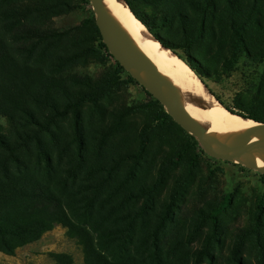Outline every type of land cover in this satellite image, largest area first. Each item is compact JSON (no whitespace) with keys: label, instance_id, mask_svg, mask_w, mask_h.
<instances>
[{"label":"trees","instance_id":"obj_1","mask_svg":"<svg viewBox=\"0 0 264 264\" xmlns=\"http://www.w3.org/2000/svg\"><path fill=\"white\" fill-rule=\"evenodd\" d=\"M124 1L201 81L217 83L239 65L249 68L233 107L217 99L229 112L264 124V0ZM71 10V0H0V118L8 123L5 131L0 125V252L13 255L61 225L81 246L84 264H264V198L235 234L219 220L232 193L211 212L181 218L174 189L155 203L164 180L138 181L144 134L131 153L115 149L123 137L112 147L119 122L134 111L108 110L103 101L122 83L136 82L108 53L93 18L66 30L53 27V18ZM101 52L114 62L105 75L68 72ZM151 105L161 123L172 122L154 98ZM188 137L171 164L177 167L193 150L191 174L204 153ZM54 260L71 264L62 254Z\"/></svg>","mask_w":264,"mask_h":264},{"label":"rangeland","instance_id":"obj_2","mask_svg":"<svg viewBox=\"0 0 264 264\" xmlns=\"http://www.w3.org/2000/svg\"><path fill=\"white\" fill-rule=\"evenodd\" d=\"M71 3L72 10L69 13L53 18V27L66 30L82 25L87 19H94L90 4L81 3L80 0H71ZM139 8L150 14L147 7L142 5ZM101 53L83 65L74 66L68 72L91 79L105 75L113 69L114 62ZM173 53L176 56L181 55L179 50ZM237 69L230 77L219 78L217 83L208 78L202 79V83L214 98L229 107L234 106L237 93L246 88V75L250 70L242 68L241 65ZM122 79L126 80L125 74ZM151 101L152 97L134 82L122 83L116 92L103 101V106L108 110L126 108L134 111L119 122V132L114 137L112 147L115 148L119 138L122 141L123 137V142L115 149L131 153L137 148L138 136L144 134L145 152L139 160L138 181L150 183L158 177L164 180L165 184L160 187L155 203L167 201L174 189L175 196L179 197L178 215L180 213L181 218L190 217L198 210L211 212L221 196L232 193L233 204L219 215V220L229 233L235 234L238 229L247 225L259 199L264 198V184L259 174L239 165L212 159L205 154L199 156L197 167L189 174L187 163L193 150L174 167L171 161L175 153L190 139L173 121L161 123L157 118L158 106H150ZM94 114L92 108L84 111V120L88 127ZM0 125L4 131L8 129V123L3 118H0ZM107 150L110 151L109 148ZM114 150L110 153L113 154ZM126 168L128 166L124 170ZM57 254L68 256L71 264H84L81 246L75 239L67 236L66 228L61 225H55L37 240L17 248L13 255L0 252V264H56L54 255Z\"/></svg>","mask_w":264,"mask_h":264},{"label":"water","instance_id":"obj_3","mask_svg":"<svg viewBox=\"0 0 264 264\" xmlns=\"http://www.w3.org/2000/svg\"><path fill=\"white\" fill-rule=\"evenodd\" d=\"M88 2L101 40L111 57L163 107L176 125L197 141L205 155L253 170L259 175L264 174L263 123H259L260 126H243L225 131H216L198 123L187 109V99L182 89L159 70L135 39L110 17L104 1Z\"/></svg>","mask_w":264,"mask_h":264},{"label":"bare ground","instance_id":"obj_4","mask_svg":"<svg viewBox=\"0 0 264 264\" xmlns=\"http://www.w3.org/2000/svg\"><path fill=\"white\" fill-rule=\"evenodd\" d=\"M106 11L132 38L151 62L184 92L187 109L198 123L216 131L243 126H260L228 112L204 86L200 78L178 58L172 50L163 47L133 15L124 0H103Z\"/></svg>","mask_w":264,"mask_h":264},{"label":"built area","instance_id":"obj_5","mask_svg":"<svg viewBox=\"0 0 264 264\" xmlns=\"http://www.w3.org/2000/svg\"><path fill=\"white\" fill-rule=\"evenodd\" d=\"M198 146H199V145H198ZM199 149H201L200 146H199ZM199 149H198V150H199ZM210 158H211V157H210ZM212 159H213V158H212Z\"/></svg>","mask_w":264,"mask_h":264}]
</instances>
